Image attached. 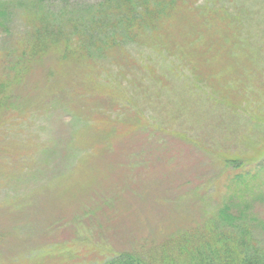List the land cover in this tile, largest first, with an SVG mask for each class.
<instances>
[{
  "label": "rangeland",
  "instance_id": "374dc122",
  "mask_svg": "<svg viewBox=\"0 0 264 264\" xmlns=\"http://www.w3.org/2000/svg\"><path fill=\"white\" fill-rule=\"evenodd\" d=\"M223 4L179 2V15H158L100 58H60V41L29 64L16 88L29 105L0 114V264L153 252L225 204L264 220V0L209 16ZM37 20L16 11L13 34L0 31V78ZM205 38L217 44L211 68L191 53ZM190 60L213 74L200 80ZM242 167L256 173L237 180Z\"/></svg>",
  "mask_w": 264,
  "mask_h": 264
},
{
  "label": "trees",
  "instance_id": "16d2710c",
  "mask_svg": "<svg viewBox=\"0 0 264 264\" xmlns=\"http://www.w3.org/2000/svg\"><path fill=\"white\" fill-rule=\"evenodd\" d=\"M53 1L0 0V31L9 35L13 34L10 25L16 19V11L38 13L37 25H33V29L27 33L26 46L15 54L18 58H12L9 65L11 75L0 78V114L8 109L15 113L24 112L29 101L22 105L16 102L20 89L28 80L31 67L29 64L32 61L37 62L44 51L58 45L60 41L65 45L59 53L60 58L74 54L100 58L105 51L120 47L127 41L135 42L139 31L160 14L175 12L179 15L181 7L177 5L179 2L185 3L186 0H100L95 4L76 7L77 9L70 7L65 0H60L63 8H55ZM223 1L220 9L210 12L209 16L228 11L233 4L239 2ZM198 9L199 7L192 8L194 12ZM209 23L210 29L215 22L212 20ZM9 35L5 36V40L9 39ZM23 42L25 43V39ZM29 46L31 48H27ZM216 46L215 39L205 38L191 49V53L211 68L208 50L215 51ZM5 50L10 56L11 52L6 47ZM242 52L244 53L243 50ZM190 67L195 70L193 71L200 80L205 78V74H213L208 73V69L194 65L191 60ZM120 74H124V71ZM215 82H218L217 78ZM21 85L20 89H16ZM239 96L240 93L234 92L227 102ZM238 163L237 159L224 161L226 166L235 164V168L239 167ZM244 168L235 171H240L234 174L237 180L253 176L257 169ZM227 205L219 207L208 216L200 230L178 233L161 243L153 252L126 250L116 253L102 264H264V220L257 217L256 213L250 214L241 206H235L233 210L231 204Z\"/></svg>",
  "mask_w": 264,
  "mask_h": 264
}]
</instances>
